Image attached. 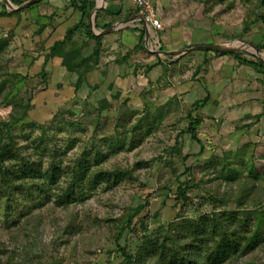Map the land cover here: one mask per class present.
I'll return each mask as SVG.
<instances>
[{
  "label": "rangeland",
  "instance_id": "rangeland-1",
  "mask_svg": "<svg viewBox=\"0 0 264 264\" xmlns=\"http://www.w3.org/2000/svg\"><path fill=\"white\" fill-rule=\"evenodd\" d=\"M28 1L10 0L15 6ZM2 3L0 125L30 106L10 130L13 145L42 168L53 163L68 173L86 159L95 169L121 168L132 176L110 188L101 184L89 190L90 183L86 195L64 206L53 199L69 174L60 178V189L49 186L29 198L15 192L10 210L1 199L0 264H126L122 248L133 255V264H159L150 242L167 236L188 241L181 221L225 210H238L250 229L262 213L257 246L231 260L264 262V73L237 58L196 49L178 58L158 51L170 67L155 74L150 68L159 56L150 57L155 54L150 49L141 57L133 49L112 63L100 49L97 63L76 88L77 72L49 64L62 59L49 55L43 34L63 22L77 24V12L61 9L66 0H36L4 15ZM191 3L198 15L204 6L207 11L206 20L190 21L186 28L196 41H207L197 36L209 31L211 44L236 47L247 60L264 58L261 0ZM77 31L64 51L88 57L82 70L94 62L96 43L77 48ZM246 41L261 45V51ZM123 64L130 66L118 69ZM178 82L184 88L177 89ZM189 114L201 119L196 139L188 131ZM132 215V225L117 239L121 221Z\"/></svg>",
  "mask_w": 264,
  "mask_h": 264
},
{
  "label": "trees",
  "instance_id": "trees-1",
  "mask_svg": "<svg viewBox=\"0 0 264 264\" xmlns=\"http://www.w3.org/2000/svg\"><path fill=\"white\" fill-rule=\"evenodd\" d=\"M21 3V0H17ZM3 4V14L11 15L19 11H10ZM264 7V0H261ZM69 6L74 7L81 13L80 20L77 24L67 29L66 35L62 40L56 41L50 47V56H58L62 59L61 64L70 72H77L80 78L76 81V88H78L83 77L89 72L97 63L100 56L101 41L100 36H95L90 28L88 19L91 11L95 7L94 0H70ZM98 15V12H97ZM111 26V23L106 25L105 28ZM84 27L87 34L94 38L96 41L93 56L95 57L92 65L80 70L79 68L88 61V57L81 59L77 58L76 54L70 51H64L66 42L71 40L74 32ZM260 49L261 45H257ZM217 54H230L241 62L261 68L264 71V62L259 58L255 61L247 60L242 57L238 50L228 52H217ZM80 70V71H79ZM29 104V103H28ZM23 107L22 113L14 118L0 125V200L5 199L7 209L10 210L9 205L11 200L18 199L14 197V193L21 191L23 197L29 198L32 193L46 189L53 186L55 189H60V178H64L69 174L70 178L65 187L57 192L54 196V204L56 206H64L78 200L79 194L86 195L88 184L95 188L97 185L104 184L108 188L116 185L123 178L131 177L132 172L126 169L114 168L112 170L103 169L101 167L93 168L89 161L86 159L79 160L69 172L66 168L51 163L47 168H42L36 160H31L28 155H24L20 148L13 145V137L10 130L20 121L27 117L29 105ZM191 120L188 125V131L192 138H197L196 126L201 122V119L189 114ZM96 162L95 165H97ZM98 166V165H97ZM259 178V174H256ZM264 177V172L262 175ZM27 191V192H25ZM30 191V192H29ZM84 198L79 199V201ZM247 217L252 214L251 212L243 211ZM256 214V213H255ZM262 213L256 216V222L253 229H250V221L240 218L238 210H228L222 212H212L210 214H201L197 219H188L181 221L182 227L180 231H186L190 239L188 241L173 240L172 236L164 237L159 241L150 242L154 245L152 256H154L159 264H224L228 259V264H232L231 257L235 254L240 256L248 254L261 238L263 232ZM260 215V216H259ZM134 215L128 216L123 219L119 225L116 238L119 239L123 232L127 230L133 223ZM171 242L173 245H168ZM182 242V243H180ZM124 255L126 264H133V255L121 249ZM243 264H264V262L247 261Z\"/></svg>",
  "mask_w": 264,
  "mask_h": 264
},
{
  "label": "crops",
  "instance_id": "crops-1",
  "mask_svg": "<svg viewBox=\"0 0 264 264\" xmlns=\"http://www.w3.org/2000/svg\"><path fill=\"white\" fill-rule=\"evenodd\" d=\"M51 1L57 2V0H51ZM69 1L70 0H66L65 6L61 9L65 8L66 9L65 13L67 12L74 13V11L77 12L74 15L79 18L78 20H80L81 13L78 10H76L74 7L69 6L68 5ZM94 1H95V7L99 6L100 8L95 12V14L92 13L94 9L91 11L90 17L88 19V23L90 25L93 34L95 36H100V41H101L100 49L102 51V56H104L107 62L112 63V61L109 60L114 61L116 60V57H118V55L126 54L127 52L132 51L133 49H137L136 56L141 57L142 51L148 52V50L150 49L152 53H155V54H150L149 55L150 57L159 56L156 63L152 64L150 68L151 73L155 72V74L156 73L159 74L160 72L163 71V69H165L166 66H169L168 63L163 59L164 56H162V54L172 55L174 54L173 52L175 51H182L181 53H179L182 56L185 53H188L190 50L187 49L192 48L193 46H195L194 44L196 43H198L197 45L211 44V42L209 41L211 38L210 37L211 34H209V31H204V34L202 36L196 35L199 38H209L207 41H203L202 43L201 41H196L194 34L190 33L189 31L188 32L186 31L189 28L188 23L190 21L196 23V21L207 19L206 15H204L205 12L207 13L205 6L203 9L200 10L202 11V14L198 15L199 12L197 10V5L196 3L192 4L191 0H155V5L157 8L158 15L160 19L164 22V24H166L165 26H168V28L165 27V30L163 31H156L153 28H147L145 24L142 23L139 24L131 21L136 11L133 0H94ZM60 6L62 5L60 4ZM76 22L77 20L72 21V23L69 24L63 22L62 24L64 25L62 24H59V26L55 25L49 31L46 30L43 35L44 37L45 36L47 37L50 44L49 46H52L56 41L62 40L66 35L67 29L74 26ZM110 23L111 26L105 28V26ZM107 29H109L107 33L103 35L101 34L96 35L98 33L106 31ZM77 30H78L77 35L75 36L77 48L79 47V49H82L84 48V45L89 47L91 45L90 43H88L89 41L93 42L92 43L93 47L95 46L96 43L95 39L87 34L84 27H80ZM189 34H191V36ZM261 39H264V37L262 36ZM180 45H182L183 47L181 48ZM152 49H156L157 51H154ZM158 51L159 52L162 51L161 52L162 54L159 55ZM179 54H175V57L178 58L177 55ZM203 54H204L203 59L206 60L205 59L207 58L206 52L205 53L203 52ZM223 55L231 56L235 58L230 54H223ZM184 60H186V58L179 61L183 62ZM179 61L177 62V65L176 64L174 66L172 65L174 69H177L176 66L180 65ZM136 62H138L139 65L141 64V66L143 64L141 60H138ZM49 64L51 66L54 65L53 68L59 71L62 66L61 61L60 60L57 61V58H52L49 61ZM125 66L129 67L130 65L123 64V67H119L118 69L121 68L123 69L125 68ZM250 66L256 70L255 71L256 73L257 72L264 73V71L261 68L252 65ZM240 77H242L241 74H239L238 78ZM261 79L262 77H260L259 80L258 79L257 80L260 82ZM175 87L177 89H180V88H184V85L178 82L175 84ZM261 88H259V90ZM257 98L259 100L261 99V97H257Z\"/></svg>",
  "mask_w": 264,
  "mask_h": 264
},
{
  "label": "built area",
  "instance_id": "built-area-1",
  "mask_svg": "<svg viewBox=\"0 0 264 264\" xmlns=\"http://www.w3.org/2000/svg\"><path fill=\"white\" fill-rule=\"evenodd\" d=\"M135 13L132 17V22L145 24L147 28H153L156 31L165 30V24L160 19L155 0H133Z\"/></svg>",
  "mask_w": 264,
  "mask_h": 264
},
{
  "label": "water",
  "instance_id": "water-1",
  "mask_svg": "<svg viewBox=\"0 0 264 264\" xmlns=\"http://www.w3.org/2000/svg\"><path fill=\"white\" fill-rule=\"evenodd\" d=\"M35 1H36V0H30V1L24 3V4L20 5V6H15V5H13V4L10 2V0H4V2H5V4L7 5V7L10 8V9H12V10L23 9V8L29 6L30 4H32V3L35 2ZM99 8H100L99 6H96V7L94 8V10H93L92 13L95 14V12H96ZM108 31H109V29H107V30L104 31V32L98 33V34H96V35H99V34L103 35V34L107 33ZM246 43L249 44V45H251V46H253L256 50L261 51L257 45H255V44H253V43H251V42H247V41H246ZM196 49H197V50H203V51H212V52H228V51L236 50V49H238V48H236V47H223V46L220 45V44H200V45L193 46L192 48L187 49V50H196ZM181 52H182V51H175V52H173V53H174V54H179V53H181ZM260 59L264 62V58L261 57Z\"/></svg>",
  "mask_w": 264,
  "mask_h": 264
}]
</instances>
